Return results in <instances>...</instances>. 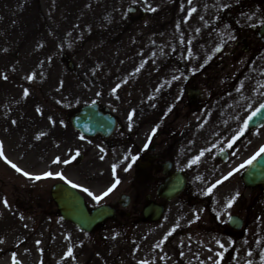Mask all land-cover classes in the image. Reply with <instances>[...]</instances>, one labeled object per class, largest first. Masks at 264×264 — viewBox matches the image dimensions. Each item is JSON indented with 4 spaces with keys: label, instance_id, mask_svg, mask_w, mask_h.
Here are the masks:
<instances>
[{
    "label": "flooded vegetation",
    "instance_id": "af4514ba",
    "mask_svg": "<svg viewBox=\"0 0 264 264\" xmlns=\"http://www.w3.org/2000/svg\"><path fill=\"white\" fill-rule=\"evenodd\" d=\"M124 1L130 6L123 12L122 5L117 8L115 24L101 31L114 35L117 48L124 45L131 55L117 71L111 69L114 62L96 68L104 71L97 79L102 85L99 109L115 120V128L109 136L80 135L82 160L92 162L74 182L98 195L96 186L106 190L117 175L121 183L99 202L77 188L90 212L106 206L115 214L83 234H98L114 221L152 225L144 222L146 208L160 206L165 217L177 203L187 212L198 209L199 219L195 215L187 229L210 236L216 233L218 213L213 202L202 204L196 193L203 184L211 186L209 182L214 184L232 172L215 189L220 192L234 179L240 181L242 213L234 210L237 204L230 210L241 218L242 229L229 226L227 235L240 234L244 247L227 249L217 264H264V187H247L243 179L249 167L246 162L264 146V122L251 126L249 120L254 111L249 108L264 103V0H148L154 12L144 0ZM133 156L138 159L128 171ZM239 163L246 166L241 168ZM73 164L81 161L76 158ZM113 165H117L115 173ZM169 181L173 190L185 184L173 201L159 194ZM0 199L2 221L21 213L19 217L26 218L33 230L37 227L39 236H45L47 221L51 228L53 215L61 219L46 189L4 184ZM9 222H5L6 233L15 229ZM251 239L259 247H249ZM41 246L48 251L47 245Z\"/></svg>",
    "mask_w": 264,
    "mask_h": 264
},
{
    "label": "rangeland",
    "instance_id": "374dc122",
    "mask_svg": "<svg viewBox=\"0 0 264 264\" xmlns=\"http://www.w3.org/2000/svg\"><path fill=\"white\" fill-rule=\"evenodd\" d=\"M129 6L124 0H0L1 188L4 184H30L46 189L49 196L54 183L62 180L55 176L29 179L5 156L33 175L62 172L75 182L80 173H87L92 160L73 164L75 151L82 153V140L70 125V115L101 97L102 85L97 79L104 71H97V67L114 62L111 69L117 71L131 55L124 45L117 48L114 35L101 31V27L115 24L117 8L122 7L123 12ZM57 156L70 162L56 163ZM231 183L211 193L203 184L198 196L196 193L202 204L213 202L218 213L216 233L210 236L193 232L192 227L187 229L198 209L187 212L177 208V203L160 223L114 221L89 237L54 215L51 228L47 221L46 233H42L45 236H39L37 227L33 230L20 213L5 221L0 219V264H11L14 254L23 264H217L220 252L244 247L240 234L227 235L231 214L228 201L237 191L240 196L234 210L242 213L240 181L236 178ZM96 188L100 194L105 191L101 185ZM8 221L15 227L10 233H6ZM248 246L259 247L252 239ZM68 249L73 250V257L67 255Z\"/></svg>",
    "mask_w": 264,
    "mask_h": 264
},
{
    "label": "water",
    "instance_id": "95a60500",
    "mask_svg": "<svg viewBox=\"0 0 264 264\" xmlns=\"http://www.w3.org/2000/svg\"><path fill=\"white\" fill-rule=\"evenodd\" d=\"M264 115V110L260 115L253 116L251 122H257ZM104 117L102 116L96 104L83 107L78 113L72 117V125L81 133L89 136H96L99 133H104V126L102 124ZM109 128L113 127L112 120H108ZM245 183L247 186L255 187L258 185L264 186V156L254 162L247 173L245 174ZM52 197L57 202L59 210L63 218L74 223L80 229L90 232L95 226L102 223L107 218V210L105 208L94 211L90 216L85 206L83 197L75 191L72 187L66 184H56L52 187ZM177 193H173L172 197ZM163 214L162 209H155L151 214L152 220L157 221ZM150 215V216H151ZM236 219L231 221L233 227L238 228L240 225ZM19 264V263H17Z\"/></svg>",
    "mask_w": 264,
    "mask_h": 264
},
{
    "label": "snow or ice",
    "instance_id": "6c2138e0",
    "mask_svg": "<svg viewBox=\"0 0 264 264\" xmlns=\"http://www.w3.org/2000/svg\"><path fill=\"white\" fill-rule=\"evenodd\" d=\"M133 2H136V0H133ZM144 3L147 4V6H148V10L153 11V12L156 11V9H155L154 7H152L151 4L148 3V0H144ZM222 7H227V5H222ZM262 23H264V21H262ZM218 50H219V49H218ZM205 63H207V61H205ZM192 71H193V73H195V72L197 71V69H196V68H193ZM33 75H34V74H33ZM28 78H29V79H32L33 76H29ZM4 79H7V76H5ZM174 79H177V78L174 77ZM117 87H119V85H118ZM113 91H115V89H113ZM25 92H26V94H27V90H25ZM37 110L39 111V109H37ZM262 110H264V103H261V104L259 105V107L256 108V109L253 111L252 116L260 115V114L262 113ZM169 111H171V109H169ZM252 116L249 117V120L252 119ZM129 119L131 120L132 117L129 116ZM53 123H55V122L53 121ZM61 123H63V121H61ZM158 127H159V126L157 125V127L154 128V129L152 130V135H155V133H156ZM245 127H247V124H245ZM41 135H43V134H41ZM38 138H39V137H38ZM2 143H3V142L0 141V148H2ZM147 147H148V145H145V148H147ZM229 147H232V144H229ZM262 154H264V146H261L260 149H259V151H257L256 154L253 155V156H252V157L246 162V164H247V165H251V164H253V162L256 161L259 157H261ZM0 155H3V152H2V151H0ZM78 156H80V151L77 149V150L75 151L74 155L72 156V159L75 160ZM101 158H103V157H101ZM4 159L7 160V162H8L9 164H11L13 168H16L17 171L22 172L23 175L26 176V177H28L29 179L40 180V179H42V178H51V177H54V176H55V177H59L60 179L66 181V183L72 185L73 187H75V188H81L82 191L86 192L89 196H92L97 202L101 201V200L104 199L105 197H108V196H109V195H110V194H111V193H112V192H113V191L119 186V184L121 183V179H120V177L117 175V176L115 177V181L112 182V183L110 184V186H108V187L106 188L105 191H103L101 194L98 195V194H96L95 192H92L89 188H87V187H83V186L80 185V184L74 183L72 180L68 179V177L65 176L62 172H56V173H53L52 171H47V172H44V173L39 174V175H33V174H31V173L25 171L24 169L19 168V167H18L17 165H15L11 160H9V159L7 158V156H5ZM124 159H125V160H128V156H125ZM137 159H138V157L133 156V157L131 158L132 162L129 163V164L127 165L126 170L130 171V170L132 169V167H133V164L136 162ZM197 159H199V158H197ZM54 162H56V163H65V164H67V163H69L70 161H69V160H63V161H62V160L60 159V157L57 156ZM194 162H195V161H194ZM245 166H246V165H241L240 167H241V168H244ZM112 168H113V173H115V172H116L117 165H113ZM232 175H233V173H232V172H229V173L227 174V176H224V177H223L222 180H217V181H215V183L212 184L211 186H209V188L206 190L207 193H211V192H212V191H213L218 185L222 184L224 181H226L227 179H229V177H231ZM197 179H202V178H201V177H197ZM239 196H240V193L237 191V192L235 193V196H234L232 199H230V200L228 201V207H232V206L235 204L236 200L239 198ZM3 202H4V204H5L6 206H10V205H9V202H8L7 199H5ZM0 214H2V213H0ZM21 218H23V217H21ZM197 219H199V215H198V214H197ZM228 220H229V221L234 220V217H233L230 213H229V215H228ZM164 239H167V237H165ZM38 243H39V242H38ZM217 243H220V241H217ZM156 246H157V247H160L159 244H157ZM223 247H224V245L221 244V248H223ZM67 255H68L69 257H73V256H74L73 250H72V249H68ZM223 255H224L223 252H220V253H219V256H220L221 258H223ZM262 259H264V257H262ZM13 261H14V264H17V262H16V258H15V254L13 255ZM249 264H251V262H249Z\"/></svg>",
    "mask_w": 264,
    "mask_h": 264
}]
</instances>
